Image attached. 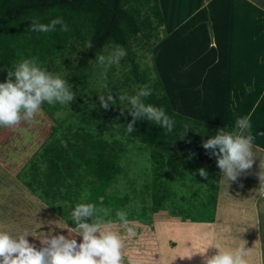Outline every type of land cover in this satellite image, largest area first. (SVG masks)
Wrapping results in <instances>:
<instances>
[{
    "label": "crops",
    "instance_id": "obj_1",
    "mask_svg": "<svg viewBox=\"0 0 264 264\" xmlns=\"http://www.w3.org/2000/svg\"><path fill=\"white\" fill-rule=\"evenodd\" d=\"M179 1L185 12L180 20H172V16L176 15L173 3ZM227 1H230L228 6L225 5ZM216 2L219 3L217 7ZM122 4L149 43L147 56L153 52V69L168 99L169 93H173L172 86L181 83V97L184 99L185 83H195L191 91L193 100L189 101L192 109L184 107L185 102L182 104L181 101L180 112L184 116L196 119V113H205V109L201 108V97L204 100L207 93L205 82L212 83L213 89L217 91L219 85L218 98H223L234 87L233 84L253 82L255 66L264 77V41L259 42L255 38V35L263 36L264 27H254L253 13L257 9L264 14V0H122ZM237 5L242 8L240 12L233 9ZM220 83H224L223 86ZM240 103V100H232V107L226 113L218 111L216 106L213 123L202 120L232 131L235 125L234 114L239 111ZM262 119L263 146L261 148L253 141L256 160L252 168L230 185L221 182L219 168L207 170V178L190 168L151 169L153 175L163 170H182L186 173L183 174V191L180 194L183 197H180L176 185L167 191L171 195L165 202L167 206L164 214L168 220L158 218L160 205L154 201V197L152 210L155 217L127 218L133 222L127 226L121 225L116 216L117 211L126 212V205H98L110 210L107 217L103 213L101 217L105 222H113L110 230L119 234L123 240L122 264H171L162 260L163 252L170 255L180 247L184 251V245L186 247L193 240H207L210 243L209 249L197 250L201 264L204 256L214 255L218 251L216 246L227 242H232L230 245L236 247L245 242V248L251 249L246 257L248 264H264V194L259 191L258 176L260 160L264 159V117ZM41 142L36 151L40 152L44 148L46 138ZM31 150L35 152V147ZM33 156L27 159L16 175L0 163V230L10 231L14 236L27 232L29 242L39 248L48 236L65 235L73 238L76 235L68 233L63 226L66 222L69 227H74L69 215L79 202L74 198L67 201L46 199L34 187H28V183L32 182L26 165L32 161ZM171 176L169 173L166 176L167 183L168 179L173 181ZM192 180L196 184H190ZM191 193L197 194L196 200H191ZM170 211L176 213V216L172 217ZM190 226L196 227V233L190 234L188 230L184 232ZM129 227L134 230V236L127 235ZM75 238L78 243L82 240L79 236ZM127 238L133 241L128 242Z\"/></svg>",
    "mask_w": 264,
    "mask_h": 264
},
{
    "label": "rangeland",
    "instance_id": "obj_2",
    "mask_svg": "<svg viewBox=\"0 0 264 264\" xmlns=\"http://www.w3.org/2000/svg\"><path fill=\"white\" fill-rule=\"evenodd\" d=\"M229 2L227 1L225 5H230ZM181 5V1L173 3L172 8L176 9V15L172 16V20L181 19L185 12L184 8L182 10ZM218 5L219 3L216 2V7ZM233 9L240 12L242 8L237 5ZM233 9L229 10L233 11ZM253 13L254 27H264V14L257 9ZM227 15L229 16V14ZM255 38L259 42L264 41V34L263 36L255 35ZM112 49L105 48L101 54L107 55V51H111ZM132 49L134 61L139 66L138 72L144 74V82L138 81L131 74V66L127 61V54L120 60L118 65L114 64L107 68V70L97 62L96 56L95 58H82L79 54L74 53L72 56L66 57L64 62L61 60L55 61L48 72L60 74L68 82L71 90L75 94V99L69 102L68 105H60L58 103L48 105L44 103L41 106V111L36 114L32 121H22L20 124L10 128L0 127V163L4 167L9 164L13 168H17L24 160H27L34 154L35 157H32L33 159L26 165V169L29 176L35 179V181H31L34 190L41 194L37 181H41L38 183H43V178L46 174V164L41 158L43 149L51 145L65 147V138L70 137L72 132H89L95 138L103 139L109 143L117 142L121 144L122 152L119 160L121 167L120 175H117L110 182H97L91 175L86 173L85 168L81 164L79 170L80 180L82 181L81 187H74L71 190L62 187L61 194L58 195L57 200L64 201L61 195H66L69 196V200L74 198L79 203H92L96 206L97 215L100 217L102 216L100 210L103 206L99 207V204L122 203L126 205L127 218L152 219L155 217V213L152 210V198L154 197V201H157L160 205L157 210V212H161L158 218L160 220H168L164 214L166 213L167 206L165 202L171 195L167 191L176 185L179 195L182 193V186L184 184L182 179L185 172L182 170L176 172L163 170L162 173L156 172L153 175L149 146L140 143L136 137L127 136L120 129L111 128L109 123L101 122L97 117V111L101 106L99 100L100 95L114 93L118 97V93L122 92L135 95L142 86H150L155 81L156 74L153 69L154 60L151 58L153 52H150L149 56H147L148 52H145V47L139 40L132 44ZM79 71H84L87 74L85 88L75 86V84L70 83L68 80L71 74L78 73ZM8 72L6 68H0V83H4L7 80ZM253 75H255L253 82L246 81L244 83L233 84L234 87L228 90L226 96L223 98H218L220 95L219 85L217 91L213 89L212 83L205 82L204 85L207 93L204 96V100L201 97V108L202 110L205 109V113L202 115L199 112L200 115L196 113L194 116L197 120L204 119L209 123H213L216 106H218V111L226 113L227 109L232 107V100H240V109L234 114V119L236 121L237 118L243 116H247L250 119L252 125L251 134L254 137L253 141L262 148L261 120L263 121L262 118L264 117V77L261 75L260 69L256 66L254 67ZM128 77L130 78L129 80ZM220 84L223 86L224 83ZM194 85L195 83H185L186 90L184 91L186 92V98L184 99L181 97V93L183 92L181 83H179V86H172L173 93H169V100L175 112L184 115L180 112L181 101L182 104L183 101L185 102L184 107L189 106L192 109L189 101L193 100L191 91ZM124 104L128 105L126 102ZM58 112L62 113L60 117L56 115ZM45 138L44 148L40 152L36 151L38 143L42 144L41 141ZM34 147L35 152L31 150ZM168 173L172 174L171 178H173V181L168 179L167 183V179L165 178L168 176ZM194 180L196 181V179ZM192 182L190 184H196L193 180ZM180 197L183 196L180 195ZM190 198L193 201L196 200L197 194L194 195L191 193ZM114 211L116 210H112V212ZM170 212L172 217L176 216V213L173 211ZM187 230L190 234L196 233L195 226H190L184 232L186 233ZM127 241L131 242L133 239L127 238ZM209 244L207 240L205 242H198L197 240L190 241L189 244H186V247L184 245L183 248H186L184 251L180 247L179 250L174 251L170 255L163 252L162 260L167 263L170 262L171 264H201L197 256V250H203L206 247L209 249ZM230 244L233 243L227 242L223 243L222 246L219 245L216 247L218 250L236 248L235 245ZM144 252L146 251L144 250ZM189 253L192 255L191 259L186 258Z\"/></svg>",
    "mask_w": 264,
    "mask_h": 264
},
{
    "label": "trees",
    "instance_id": "obj_3",
    "mask_svg": "<svg viewBox=\"0 0 264 264\" xmlns=\"http://www.w3.org/2000/svg\"><path fill=\"white\" fill-rule=\"evenodd\" d=\"M57 17L64 20L68 31H61L60 26L48 33L34 32L30 28L33 21L48 24ZM138 40L148 52L149 43L125 10L122 0H0V68L8 71L13 70L14 65L23 59L32 58H36L38 64L48 71L55 61L64 62L66 57L74 53L82 58H95L105 48L120 46L126 50L133 77L144 82V74L138 72L139 66L134 61L132 49V44ZM88 41L93 45L91 49L86 48ZM86 78L87 74L79 71L71 74L68 80L75 86L85 88ZM148 87L151 95L143 97V102L165 110L175 121L172 132L154 122L137 120L134 131L128 133L127 124L132 121L127 112L130 106L122 104L114 93L110 94L116 102L110 103L107 110L100 106L98 119L149 146L152 167L167 170L190 168L194 171L218 168L216 158L202 144L222 128L174 112L157 77ZM185 124L189 125L187 130ZM65 142V147L51 145L44 148L41 154L46 164V174L43 183L37 181V185L46 199L58 201L62 187L68 190L80 188L81 164L97 182H110L120 174V143H109L95 138L89 132L78 131L66 137ZM26 161L17 168L9 164L5 167L16 175ZM30 178L35 181L32 176ZM32 185L28 183V187ZM61 197L64 201L70 199L66 195Z\"/></svg>",
    "mask_w": 264,
    "mask_h": 264
},
{
    "label": "clouds",
    "instance_id": "obj_4",
    "mask_svg": "<svg viewBox=\"0 0 264 264\" xmlns=\"http://www.w3.org/2000/svg\"><path fill=\"white\" fill-rule=\"evenodd\" d=\"M57 26H60L61 31H68L67 24L60 17L48 24L33 21L30 28L34 32L48 33L55 31ZM92 46L91 41H88L86 48L91 49ZM126 54L125 49L116 46L107 51V55L96 56V60L107 70L114 64L118 65ZM150 95L151 89L147 85L142 86L135 95L118 93V100L130 106L127 112L132 121L127 124L128 133L134 131L137 120L151 121L168 132L173 131L175 121L163 108L143 102L142 98ZM74 99V92L60 74L48 72L38 64L36 58L23 59L8 72L7 80L0 83V127L10 128L22 121H32L44 103L68 105ZM99 100L105 110L110 103L116 102L111 94L100 95ZM123 112L122 110L121 113ZM56 115L60 117L62 113L58 112ZM188 127L189 125H184L186 130ZM251 127L247 116L239 117L232 131L220 129L203 142L202 147L210 150V155L216 158L222 183L228 182L230 185L242 173L252 168L256 158ZM259 168V191L264 194V159L260 160ZM199 175L207 178V172L203 168L199 170ZM100 211L104 217L110 214L109 209ZM116 216L123 226L133 223L127 219V213L123 210L117 211ZM69 220L74 227H69L65 222L63 229L68 233H75L73 238L51 235L41 242L39 248L29 242L30 236L27 232L14 236L10 231L0 230V264H122L123 240L119 234L110 230L113 222H105L97 215L94 204L78 203L70 212ZM127 235L134 236V230L129 227ZM76 236L82 238L81 242H77ZM250 250L245 248L243 242L234 249L218 250L214 255L204 256L203 264H248L246 257ZM191 257L190 253L186 256L189 259Z\"/></svg>",
    "mask_w": 264,
    "mask_h": 264
}]
</instances>
